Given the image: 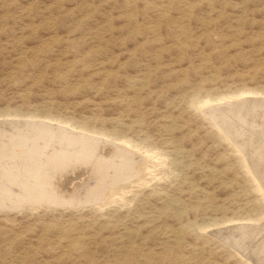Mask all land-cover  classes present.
I'll list each match as a JSON object with an SVG mask.
<instances>
[{"label":"rangeland","instance_id":"1","mask_svg":"<svg viewBox=\"0 0 264 264\" xmlns=\"http://www.w3.org/2000/svg\"><path fill=\"white\" fill-rule=\"evenodd\" d=\"M240 91L264 97V0H0L2 157L41 156V121L122 148L81 161L112 184L103 200L1 207L0 264H264V143L199 107ZM80 166L52 173L55 189ZM3 168L0 189L25 190ZM238 223L259 226L241 234L250 256L229 241Z\"/></svg>","mask_w":264,"mask_h":264},{"label":"bare ground","instance_id":"2","mask_svg":"<svg viewBox=\"0 0 264 264\" xmlns=\"http://www.w3.org/2000/svg\"><path fill=\"white\" fill-rule=\"evenodd\" d=\"M249 93H252V94H249ZM257 93L258 92H255V91L254 92L240 91V92H234L232 94L224 95V96H221V97H214V98L211 97L212 99L209 98V99L201 100L199 107H200V110L203 113L208 114L210 117H212L213 120L216 121L215 124H217L225 132V137L229 136L228 138H231L234 135H236V137H238L239 134L241 133V124H243L245 127L248 128L247 131H245L246 132L245 133L246 134L245 137H246V139H248L245 144L248 145L252 141V142H256V145H257V142L261 143L260 145H263L262 143H264V97L263 96L262 97L255 96V94H257ZM247 95H253V96H247ZM244 106L245 107H249V108H244ZM257 106H262L263 107L262 108L263 114L261 113L262 114L261 115V120L258 119L260 121H257L256 119L254 120V119H250L249 117L247 118L246 117L247 115L245 116L246 111L249 112V114H250L251 111L249 109L251 108V110H252V108H255ZM251 118H253V117H251ZM254 118H255V116H254ZM26 123H28L30 125H37L35 122H30V121L26 122ZM41 123H42V121H41ZM41 123L39 124L38 128L37 127L35 128V129H37L36 130L37 134H35V135H38L37 136L38 138L35 137V139L32 140V142L34 144H36V142L38 140H42L43 141V146H41L39 148L41 150V153H42L41 156H37V157L35 156L36 157L35 158L34 157V152H27L26 151L25 153H22L20 155L16 154V156L12 157V158H17V159L21 160L19 163L10 164L11 162L8 163V162H6V160L12 161V158H8V157L5 158V157H2V154H0V173H2L3 176H6L5 173L7 171V170L6 171L4 170V168H3L4 165H9V166L13 167V169H14V167L18 168V170L16 169V173L14 172L15 174L14 173L11 174L12 175L11 178H4V179H7V181L18 180V182L21 180V182L24 181L27 184V186L25 187V190H23V191H22L23 188L20 190L19 187L17 186V190L19 191V193H17V194L14 193V192L13 193H10V192H7V191L4 192V191H2L0 189V208L1 207L2 208H18V207L21 208V207H23L25 205L31 206V205H34V204H43V203H46L45 205H47V203H53V204H59V205H61V204L69 205L68 203H73V205H75L74 203H76V204L77 203H79V204L82 203L83 204L84 202H86V203L87 202H95L96 203L97 201L103 200L105 198L104 195L107 193V189L112 184L111 185L110 184H106L107 182L105 183L104 181H102L100 179L98 180L96 178V175L98 174V173H96V170H95V172L92 171L90 169L91 167L89 168L90 164H84L83 163L84 161L83 162H81V161L84 160L83 158H86V159H90V158L93 159L94 158L99 163H101L103 167H106V165H108L109 162L112 161V158H111L112 155L116 154L115 157H117L122 152V150H121L122 148H119L118 146H116V144L115 145L112 144V145L108 146V148H105V146H101V145H107L108 142H106V140H102V138L95 137L94 134H97V135L100 134L97 131H91L89 129L88 130L89 133L90 132L94 133L93 134L94 136H92V134L87 135L85 133L74 132V130H72V129L70 130L69 129L68 125H67L68 128L65 127V126L64 127L61 126V127H56L55 128V126L53 127L50 123H47V122L46 123H42V124ZM0 124L5 125V124H9V122H0ZM23 124H24V122H23ZM66 124H68V123H66ZM69 125L71 126V124H69ZM233 126L235 127V129H234ZM31 127H33V126H31ZM77 128L82 129L79 126H77ZM237 129H239V133L236 131ZM106 136H109V135L105 134V137ZM109 139H110V137H109ZM14 140H15L14 142H10L9 143L10 146H13V147H11L12 148L11 151H13V152H14V150L16 148L17 149L19 148L18 146H22V145H18V144L15 145L17 141L19 142V139H14ZM101 141H103V142L105 141V144H102ZM1 142H2V140H1ZM51 144H53V145L54 144H57V145L64 144L66 146L65 147V151L66 152L62 153L63 152L62 151L63 148L61 149L60 146H57L58 149H56V148H54L55 145L54 146H50ZM29 145H30V143H29ZM240 146H242V145H240ZM242 148L245 149L244 147H242ZM5 150H3V151H5ZM59 150H61V151H59ZM18 151H20V150H18ZM47 152H49L50 154H48ZM124 152H125V154L128 153V152H126V150ZM11 155H13V154H11ZM49 155H52L51 158H50ZM130 155H132V154H130ZM122 157H124V156H122ZM24 158H27V159H25V161H22ZM125 158H128V157H125ZM43 160H45V161H43ZM52 160H54L55 162L52 161ZM64 160L67 161V162H66V165L63 168L58 169L57 172H56V170H51V168H53L56 165L65 164V163H60V162H63ZM120 160H122L121 157H120ZM1 162L2 163L4 162L5 164L3 163L4 164L3 165ZM89 162L90 161H88V163ZM130 162H132V161H130ZM95 163H97V162H95ZM95 163H94V166H95ZM76 165H81V166L85 165L86 168L85 167H83V168L86 169L85 172L86 173L88 172L90 175L89 174H87V175L85 174L86 176L84 175V177H82L83 175L80 176V174L77 173V175L79 174L78 179H76V177H75L74 178L75 180H73L71 182V186H69L68 188L66 187L67 188L66 192L64 190L65 194L61 190H58V189H60V188H58L59 185L57 186L58 189H55L56 186L54 187V185L52 184L54 181L53 182L51 181V179H52L51 178V176H52L51 174L55 173V172H56V174H59V173L63 174L61 172L62 171L65 172V170L68 169L67 166H72V168L75 166L74 167V169H75ZM87 165H89V166H87ZM246 165L249 168L252 167L251 164L249 165V163L247 161H246ZM81 166L79 168H81ZM98 166H100V164ZM79 168H78V170H79ZM71 169L69 168L68 171H70ZM10 170H12V168ZM105 170H106V168H105ZM73 171H75V170H73ZM80 171H81V169H80ZM68 174H70V173H68ZM122 174H124V173H122ZM65 175H66V173H65ZM71 175H73V174H71ZM256 175L258 176V173H256ZM68 177H72V176L68 175ZM68 177H67V182L71 181ZM103 177H104V174H103ZM19 184H21V183H19ZM29 184L31 186H28ZM123 184H124V182H123ZM13 186H15V184ZM21 187H23V186H21ZM9 189H11V187ZM12 190H13V188H12ZM27 190H29V194L26 195L25 193L26 192L28 193ZM81 190H84L83 193H81L82 192ZM20 192H22L23 194L21 193L22 194L21 195ZM5 194H7V195H5ZM79 194L80 195L83 194V196L81 195V196L78 197ZM3 195H5V196H3ZM76 206H78V205H76ZM262 223H263V221H262ZM248 224L247 225H245V224L244 225H241V224L239 225V223H238V225L231 227L232 229L239 231V233L238 234H234L233 233L234 231H233L232 233L230 232L231 235H229V237H230L229 241H230L231 245L236 249V251L239 254L242 253L244 256H248L250 251L252 252V251H254V249L249 251V249H247L246 246L245 247L241 246V238H242L241 234L245 233V235H247L246 233L249 230H250V232H251V230H253L254 231L253 234H255L256 232L257 233L260 232V231H258V229L255 230V228H257L259 226H257V225L253 226V225H248ZM260 229H262V228H260ZM237 231H236V233H237ZM224 234L228 238V235H226V233H224ZM227 234H229V233H227ZM245 237H247V236H245ZM251 242H252V240H251ZM260 244L264 245V238L261 240ZM241 247L247 249L249 251V253H248L247 250H242ZM255 253H253V254H255ZM251 258H253V257H251ZM253 260H255V259H253ZM258 264H261V263L258 261Z\"/></svg>","mask_w":264,"mask_h":264}]
</instances>
